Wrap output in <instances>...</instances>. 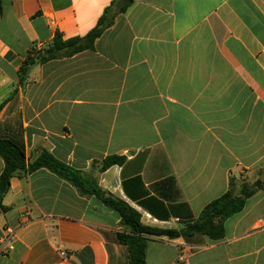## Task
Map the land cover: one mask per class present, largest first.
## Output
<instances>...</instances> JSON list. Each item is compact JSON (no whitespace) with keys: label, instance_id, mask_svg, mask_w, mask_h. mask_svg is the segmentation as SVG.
<instances>
[{"label":"crops","instance_id":"crops-1","mask_svg":"<svg viewBox=\"0 0 264 264\" xmlns=\"http://www.w3.org/2000/svg\"><path fill=\"white\" fill-rule=\"evenodd\" d=\"M122 0H1L0 138L91 176L142 225L194 222L242 175L260 188L224 236L149 237L146 264H264V0H131L92 50L20 67L86 36ZM110 156L120 165L100 170ZM4 164L0 157V174ZM0 264H128L118 214L45 168L10 179Z\"/></svg>","mask_w":264,"mask_h":264},{"label":"trees","instance_id":"trees-1","mask_svg":"<svg viewBox=\"0 0 264 264\" xmlns=\"http://www.w3.org/2000/svg\"><path fill=\"white\" fill-rule=\"evenodd\" d=\"M130 2L131 0H122V6L114 13L111 9H106L96 26L82 38L76 37L63 41L59 35H56L52 43L46 46L41 53L32 50L20 67L19 73L22 79L27 75L29 68L35 64H42L58 57H70L85 50H92L96 39L101 36L106 28L113 24L117 14L125 12ZM1 12L0 0V14ZM0 157L4 164L0 174V212L5 210L2 199L8 192L12 177L45 168L72 184L80 194L95 196L103 205L118 214L122 232L116 234V240L119 244L127 247L128 264H146L145 252L151 236H165L174 239L178 237L188 238L191 235L198 234L213 241L222 239L224 236V222L240 212L244 208L246 200L260 188L258 183H255L252 187L243 184L238 191L231 179L228 190L206 205L194 222L177 230H159L142 225L139 214L129 205L104 193L98 188L91 176L60 162L46 150H41L37 158L28 163L21 144L10 139L0 138ZM122 161V157H107L102 161L100 170H105L113 165H120Z\"/></svg>","mask_w":264,"mask_h":264},{"label":"rangeland","instance_id":"rangeland-1","mask_svg":"<svg viewBox=\"0 0 264 264\" xmlns=\"http://www.w3.org/2000/svg\"><path fill=\"white\" fill-rule=\"evenodd\" d=\"M45 48V47H44ZM43 48V49H44ZM41 53V51H39ZM260 183V182H258ZM245 184V185H248L249 187H252L249 182H248V177L246 175H242V177L239 179V182H238V186H237V189L239 191L240 187Z\"/></svg>","mask_w":264,"mask_h":264},{"label":"built area","instance_id":"built-area-1","mask_svg":"<svg viewBox=\"0 0 264 264\" xmlns=\"http://www.w3.org/2000/svg\"><path fill=\"white\" fill-rule=\"evenodd\" d=\"M43 48H44V46H42V45H37V46L34 47L33 50H34L35 52H38V51H42Z\"/></svg>","mask_w":264,"mask_h":264}]
</instances>
